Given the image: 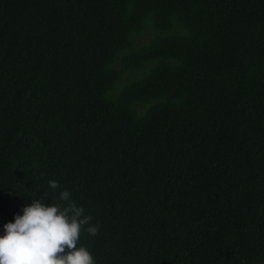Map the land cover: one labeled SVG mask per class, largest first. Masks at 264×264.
Masks as SVG:
<instances>
[{
  "label": "trees",
  "instance_id": "trees-1",
  "mask_svg": "<svg viewBox=\"0 0 264 264\" xmlns=\"http://www.w3.org/2000/svg\"><path fill=\"white\" fill-rule=\"evenodd\" d=\"M64 189L95 264H264V0H0V235Z\"/></svg>",
  "mask_w": 264,
  "mask_h": 264
},
{
  "label": "clouds",
  "instance_id": "clouds-1",
  "mask_svg": "<svg viewBox=\"0 0 264 264\" xmlns=\"http://www.w3.org/2000/svg\"><path fill=\"white\" fill-rule=\"evenodd\" d=\"M49 188H59L49 180ZM47 194L22 208L13 221L3 225L0 235V264H95L91 252L78 243L82 230L89 236L98 235V225L91 215L71 200V193L59 192L55 203H45Z\"/></svg>",
  "mask_w": 264,
  "mask_h": 264
}]
</instances>
